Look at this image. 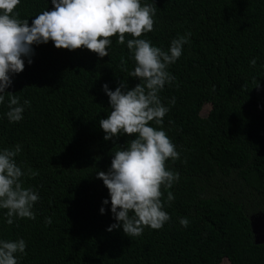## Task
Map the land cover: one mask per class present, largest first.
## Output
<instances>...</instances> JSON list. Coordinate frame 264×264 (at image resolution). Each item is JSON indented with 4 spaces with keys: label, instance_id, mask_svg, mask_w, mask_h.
Instances as JSON below:
<instances>
[{
    "label": "trees",
    "instance_id": "obj_1",
    "mask_svg": "<svg viewBox=\"0 0 264 264\" xmlns=\"http://www.w3.org/2000/svg\"><path fill=\"white\" fill-rule=\"evenodd\" d=\"M147 2L156 8L154 29L140 38L167 51L173 39L191 33L168 68L175 80L159 93L170 109L162 127L180 154L166 162L179 181L161 189L171 219L139 236L107 231L116 221L111 203H102L110 197L97 172L107 173L131 137L105 141L99 120L111 111L104 84L115 91L140 83L128 74L135 61L126 42L112 37L103 58L51 41L34 45L33 62L25 60L6 89L21 105L30 102L24 118L9 122L7 95L0 105V149L21 145L17 163L38 173L22 177L39 192L35 220L8 225L0 209V239L27 245L18 264H264V244L252 229L253 219L264 218V0ZM53 8L51 0H20L14 12L31 26ZM182 217L188 227L179 224Z\"/></svg>",
    "mask_w": 264,
    "mask_h": 264
},
{
    "label": "clouds",
    "instance_id": "obj_2",
    "mask_svg": "<svg viewBox=\"0 0 264 264\" xmlns=\"http://www.w3.org/2000/svg\"><path fill=\"white\" fill-rule=\"evenodd\" d=\"M20 0H0V105L5 104L9 122L24 118L25 106L30 102L20 100L6 92L12 85V76L22 73L25 60L33 62L34 45L53 42L57 49L77 50L86 48L100 58L109 56L116 36L117 44H125L135 61L128 74L140 83L129 89L125 83L110 90L103 85L109 97L110 113L99 120L105 132L104 140L118 139L121 134L131 137L126 146L115 151L107 173L97 172L109 191L111 213L116 223L108 232L123 229L128 236H139L145 227L161 229L170 221L162 201L164 189H171L180 175L166 167V162L179 159L175 144L164 131L163 118L169 112L159 96L175 77L168 71L170 65L182 56L183 46L191 33H185L171 41L167 51L140 38L154 29L156 8L147 0H51L53 10L43 11L32 20H22L14 12ZM129 34L131 39L126 40ZM250 66H256L252 59ZM174 99L171 103H174ZM151 122L159 127L150 126ZM22 151L17 144L14 149H0V209L5 212L6 223L12 225L14 218L36 219L34 205L39 201V192L25 187L22 177L35 176L32 169L23 170L16 157ZM174 200L171 191L167 201ZM106 214V207L100 208ZM51 224L50 217L45 218ZM179 224L188 227L189 220L180 218ZM26 242L0 239V264H18L19 255H26Z\"/></svg>",
    "mask_w": 264,
    "mask_h": 264
},
{
    "label": "rangeland",
    "instance_id": "obj_3",
    "mask_svg": "<svg viewBox=\"0 0 264 264\" xmlns=\"http://www.w3.org/2000/svg\"><path fill=\"white\" fill-rule=\"evenodd\" d=\"M211 110V106H206L205 109H204V113L203 115L206 116ZM255 223H262L263 225H261L259 228L260 230H262L260 233H259V241H264V218L260 217L258 219H255L254 220ZM223 264H229L228 260H225Z\"/></svg>",
    "mask_w": 264,
    "mask_h": 264
},
{
    "label": "water",
    "instance_id": "obj_4",
    "mask_svg": "<svg viewBox=\"0 0 264 264\" xmlns=\"http://www.w3.org/2000/svg\"><path fill=\"white\" fill-rule=\"evenodd\" d=\"M258 219V218H257ZM255 219L252 220V229H253V233L255 235V238H256V243L257 244H264V241H259V233L262 231L260 230V226L263 225L262 223H255L254 222Z\"/></svg>",
    "mask_w": 264,
    "mask_h": 264
}]
</instances>
